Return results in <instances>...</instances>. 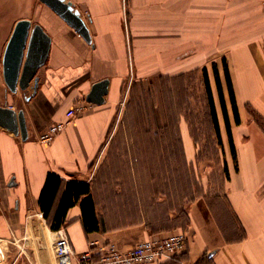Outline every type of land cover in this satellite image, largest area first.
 <instances>
[{
    "label": "crops",
    "instance_id": "crops-1",
    "mask_svg": "<svg viewBox=\"0 0 264 264\" xmlns=\"http://www.w3.org/2000/svg\"><path fill=\"white\" fill-rule=\"evenodd\" d=\"M68 1L79 10L91 42L43 2L38 12L20 16L9 33L7 43L17 21L26 18L51 35L48 59L37 71V89L34 82L16 92L8 88L3 53L0 87L4 100L0 104L25 110L29 134L24 139L0 126V240L17 245L19 230L46 226L53 252L42 237L30 238L33 250L18 264H58L54 241L60 234L67 235L74 249L82 252L95 238L127 250L140 239L179 231L182 224L174 226V231L167 227L165 211L160 217V205L152 210L135 204L125 210L105 209L102 197L115 194L112 189L96 193L92 179L118 133L148 132L147 115L141 107L155 80L202 68L211 57L218 64L237 159L219 95L214 92L229 168L226 188L218 203L198 205L189 213L184 251L154 264H264V0ZM215 52L224 54L221 62L213 60ZM103 79H109L105 101L89 102L87 95ZM78 106L83 109L51 143L39 140L49 124L66 121L67 111ZM131 116L136 117L135 125L128 119ZM124 118L130 124H122ZM51 172L63 183L45 217L40 196ZM72 179L91 184L101 230H86L81 199L69 207L57 230L51 228L57 222L66 182ZM148 181L133 179L141 187ZM135 191L132 188L133 197L141 196ZM145 212L155 214L150 217Z\"/></svg>",
    "mask_w": 264,
    "mask_h": 264
},
{
    "label": "rangeland",
    "instance_id": "rangeland-1",
    "mask_svg": "<svg viewBox=\"0 0 264 264\" xmlns=\"http://www.w3.org/2000/svg\"><path fill=\"white\" fill-rule=\"evenodd\" d=\"M41 4L40 0H0V82L2 57L14 23L20 16L38 12ZM223 55L215 52L213 60L221 62ZM207 64L204 65L209 68L218 96L211 57ZM3 98L0 87V103ZM141 108L147 115L144 124L147 123L148 132L141 134L134 130V133L116 135L117 141L105 152L92 179L94 190L100 193L112 189L118 195L108 193L102 197L107 210L130 209L132 204L152 210L160 205V217L161 211H165L167 227L171 226L174 231V226L182 224L179 231L186 233L193 207L218 203L229 178V173L225 172L223 142L216 134L210 113L203 67L155 80ZM135 118L128 117L133 125ZM128 119L124 118L122 124H130ZM227 136L230 142L228 131ZM140 177L149 180L142 187L133 182ZM132 188L134 192L139 190L141 196L133 197ZM153 214L145 212L146 216ZM138 215L141 213L134 217ZM49 234L46 226L43 230L30 227L16 232L17 245L0 240V264H15L14 259L16 264L25 262V254L33 250L28 244L33 237L45 239L53 252Z\"/></svg>",
    "mask_w": 264,
    "mask_h": 264
},
{
    "label": "water",
    "instance_id": "water-1",
    "mask_svg": "<svg viewBox=\"0 0 264 264\" xmlns=\"http://www.w3.org/2000/svg\"><path fill=\"white\" fill-rule=\"evenodd\" d=\"M58 13L64 20L75 28L88 42L92 36L79 10L74 8L68 0H40ZM52 44L51 35L41 24L33 26L30 19L17 21L12 35L7 43L4 58L3 72L8 88L16 92L18 88L27 89L34 82V89L38 86V69L48 59ZM109 79L98 81L87 95L92 103L102 104L108 92ZM0 126L21 134L24 139L28 137V125L25 110L9 105L0 104ZM215 251L210 252L212 256Z\"/></svg>",
    "mask_w": 264,
    "mask_h": 264
},
{
    "label": "built area",
    "instance_id": "built-area-1",
    "mask_svg": "<svg viewBox=\"0 0 264 264\" xmlns=\"http://www.w3.org/2000/svg\"><path fill=\"white\" fill-rule=\"evenodd\" d=\"M82 109L81 106L70 108L66 113L67 120L49 124L39 135V140L51 143ZM186 245L187 234L175 231L165 236L142 239L127 250L114 242L95 238L89 241L87 250L77 252L67 235L60 234L54 241V252L58 264H154L162 259L174 258L184 251Z\"/></svg>",
    "mask_w": 264,
    "mask_h": 264
},
{
    "label": "trees",
    "instance_id": "trees-1",
    "mask_svg": "<svg viewBox=\"0 0 264 264\" xmlns=\"http://www.w3.org/2000/svg\"><path fill=\"white\" fill-rule=\"evenodd\" d=\"M223 64H224L225 77L228 82L229 94L231 96V101L233 103V109L235 111V117H236L237 122H239L240 119L238 116V108H237V103H236L235 92L233 89V84H232V80H231V76L229 72L228 63L225 57H223ZM212 68H213V74L215 77L217 92L219 95L221 107H222L223 114H224L225 123H226L228 134L230 137V144L232 147L233 157L236 160L237 159L236 148H235V144L233 141L232 131L230 128L229 115H228V111L226 107L225 95H224L222 80H221L217 62H213ZM203 79L205 82V87H206V92H207L208 102H209V107H210V113H211L212 121L215 127V131H216L217 136L221 138L220 121H219L217 106L215 102L214 89L211 83L210 71L207 66L203 67ZM225 172L226 174L229 173L228 164L226 162H225ZM62 183H63V180L56 173L51 172L48 174L45 186L40 196V203H41V206L43 207L45 217L48 216L49 210L52 207L53 201ZM79 200L81 201V205L83 208V216L85 219L86 230L89 232L101 230V226L99 224L100 220L97 216L94 198L91 193V184L89 182L79 181L77 179H72L66 182L65 190L61 197V203L55 215V218H56L55 220H57V222L51 224V228L53 230H57L59 228V226L61 225L62 218L65 216L66 211L69 209V207L73 206Z\"/></svg>",
    "mask_w": 264,
    "mask_h": 264
},
{
    "label": "bare ground",
    "instance_id": "bare-ground-1",
    "mask_svg": "<svg viewBox=\"0 0 264 264\" xmlns=\"http://www.w3.org/2000/svg\"><path fill=\"white\" fill-rule=\"evenodd\" d=\"M165 236V235H164ZM140 240H142V239H140Z\"/></svg>",
    "mask_w": 264,
    "mask_h": 264
}]
</instances>
